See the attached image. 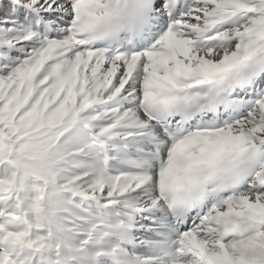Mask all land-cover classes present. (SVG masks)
<instances>
[{
	"label": "snow or ice",
	"instance_id": "obj_1",
	"mask_svg": "<svg viewBox=\"0 0 264 264\" xmlns=\"http://www.w3.org/2000/svg\"><path fill=\"white\" fill-rule=\"evenodd\" d=\"M0 264H264V0H0Z\"/></svg>",
	"mask_w": 264,
	"mask_h": 264
}]
</instances>
